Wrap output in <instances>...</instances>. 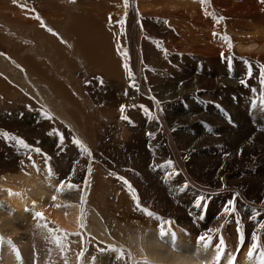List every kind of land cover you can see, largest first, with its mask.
I'll use <instances>...</instances> for the list:
<instances>
[{"label":"bare ground","instance_id":"1","mask_svg":"<svg viewBox=\"0 0 264 264\" xmlns=\"http://www.w3.org/2000/svg\"><path fill=\"white\" fill-rule=\"evenodd\" d=\"M91 1L89 8L78 2L71 8L63 2L41 10L48 21L54 19L61 41L43 28H33L35 37L28 47L19 43L20 47L9 48L0 37V124L11 134L29 133V139L34 137L48 150L51 139L45 135L56 132L54 118L60 132L63 122L69 132H63L65 136L69 140L74 136L91 152L88 156L74 146L82 154L74 167H83L81 183L76 184L79 188L72 190L68 168L31 172L26 171L30 164L24 167L26 160L21 156L10 154L9 161L0 157V264H27L32 258L34 264H65L47 229L37 227L33 215L37 211L44 213L50 228L81 233L65 241L70 247L68 264H81L76 254L82 249L83 264H143L145 260L149 264H195L189 263L191 259L210 264L215 249L204 248L199 241L209 229L214 230L213 245L222 237L226 254L235 252L245 264H259L256 255L264 251V229L259 227L264 223V167L253 168L252 173L246 167L255 162L264 165V104L260 103L264 97V3L129 0L126 8L124 0H111L110 5ZM117 18L123 23H115L117 29L110 33L107 25ZM74 61L88 64L96 75L88 85L82 76L74 86L66 75L73 74ZM125 63L139 91L129 86ZM90 103L97 110L92 116ZM121 105L127 106L123 113ZM11 117L26 120L10 122ZM103 118L111 122L109 129L104 130L109 124ZM83 126L91 128L92 141ZM160 128L163 132L180 130L175 137L161 136ZM187 131H194L195 138L187 136ZM167 149L177 157L166 155ZM179 152L187 154L185 159L179 158ZM168 160L174 167H162ZM94 164L101 169L93 180ZM102 169H114V173L106 179L107 171L103 174ZM118 177L129 181L141 207L155 217L137 210L132 192ZM115 182L123 191L117 206L116 193L107 199L109 189H119ZM200 196L205 200L198 208ZM231 200L236 211L224 214ZM165 221H171L165 225L167 234L178 233L174 250L165 246L164 235H160L159 226ZM253 233L259 237L260 248L249 258ZM108 246L123 248L125 259L117 258L118 253Z\"/></svg>","mask_w":264,"mask_h":264},{"label":"rangeland","instance_id":"2","mask_svg":"<svg viewBox=\"0 0 264 264\" xmlns=\"http://www.w3.org/2000/svg\"><path fill=\"white\" fill-rule=\"evenodd\" d=\"M98 3L99 2H104V3H108V5H110V2L109 1H111V0H96ZM41 2V3H40ZM45 2H46V4H45ZM64 2V4H66V3H68L67 5H69L71 8L72 7H74V5L73 4H75V3H79L82 7H84V8H89L90 7V4L92 3V1L91 0H41V1H39V0H0V37H2V39H3V41H5L4 43L9 47V48H15V46H18V47H20V45H21V43H22V45L23 44H25L24 46L25 47H28V46H30V44H32V39L35 37V30H37L38 28L40 29V28H43V30L44 31H46V32H50V31H48V29L50 28V29H52V33H56L55 35L56 36H58L57 38H55V37H53L51 34H49L51 37H53L54 39H56L57 41H59L60 39H61V33H59V31L56 29V25L53 23V21H54V19L52 20V21H48L47 20V18L44 16V15H46L45 14V12L44 11H41V10H44V7L45 6H52L53 4L54 5H57V4H60V3H63ZM82 2H84L83 4H81ZM112 2V1H111ZM38 3V4H37ZM42 3H44L43 5H42ZM51 3H53V4H51ZM87 6V7H85V5ZM6 5V6H5ZM73 5V6H72ZM89 5V6H88ZM43 8V9H42ZM40 10V11H39ZM77 11H79L78 9H77ZM127 12V11H126ZM43 14V15H42ZM39 17V19H37L36 17ZM43 16V17H42ZM122 16V15H121ZM121 18V17H120ZM113 19V18H112ZM116 21H113L114 23H111V24H108L107 25V29L109 30V32L111 33V32H113L114 30H116L117 29V27L115 26L116 24L115 23H118V21H119V19L117 18V19H115ZM118 20V21H117ZM58 22H59V20H58ZM14 23V24H13ZM37 23V24H36ZM12 25H13V28H14V30H13V28H12ZM7 26V27H6ZM109 27V28H108ZM33 28H34V31H33ZM55 28V29H54ZM113 28V29H112ZM15 29H17V30H15ZM112 29V30H111ZM26 30V31H25ZM31 32H30V31ZM11 31V32H10ZM15 31V32H14ZM19 31V32H18ZM21 33V38H20V34ZM22 35H24V37L22 36ZM7 37V38H6ZM23 38V40H21ZM26 38V39H25ZM32 38V39H31ZM60 38V39H59ZM6 39H8L9 41H7ZM11 39H14L13 40V42L14 41H16V43H11ZM28 39L30 40L29 42H28ZM7 41V42H6ZM61 41V40H60ZM18 43V44H17ZM19 43H20V45H19ZM60 43V42H59ZM9 44V45H8ZM12 44V45H11ZM15 44V45H14ZM21 45V46H22ZM28 45V46H27ZM46 47V48H45ZM43 46L42 48H44L45 50H48V51H50L49 50V48L47 47V46ZM41 48V49H42ZM75 62V64H73ZM74 62H72V64L73 65H75V70H74V72H73V74H69V73H66V75L67 76H69L70 78H71V83L75 86V80L77 79V80H79V78L81 79V77L83 76V77H85L84 78V85H86L88 82H90L96 75H92L93 73L92 72H90V69H89V66H88V64H85L84 62H79V63H77L76 61H74ZM79 65V66H76L77 64ZM86 65V66H85ZM178 65H176V67H177ZM73 67V66H72ZM87 67V68H86ZM87 70V71H86ZM87 72V73H86ZM88 72H89V74H88ZM91 75V76H90ZM73 76V77H72ZM89 79H90V81H89ZM74 81V82H73ZM88 85V84H87ZM98 87H100L101 86V84L98 82ZM87 93V94H86ZM85 94H83L85 97H87V95H88V92H86ZM26 96V95H25ZM26 98L28 99V100H30V98H29V96H26ZM91 104V103H90ZM90 106V105H89ZM39 107V106H38ZM39 108H42V106H40ZM21 111H24V112H26V113H28L27 112V110L26 109H20ZM26 110V111H25ZM94 112V113H93ZM97 112V110H96V108H94L93 107V105L91 104V106H90V109H89V113H91V114H89L90 116H92V113L93 114H95ZM88 114V113H87ZM8 116H10V115H8ZM22 116H25V113L22 115ZM18 118H21V117H19L18 116ZM33 118V120H34V122H35V117H32ZM52 118V117H51ZM157 120H156V119ZM99 119H100V115H99ZM25 120L26 119H22V120H20V119H17V120H15V119H12V117H11V120H10V122H25ZM32 119H28V121H33ZM53 121V123H52V125H54L55 124V127L53 128V129H55L56 130V132H51L50 134L47 132L46 133V135H45V137L46 138H50L51 139V141H49V143H47V144H49V149L48 150H45V149H43L39 144H37V141H36V139L33 137V140H31V139H29L30 137H29V133H25V132H21V134H20V132H18L17 134L16 133H10L9 132V130H7V128H5L3 125H1L0 124V157H4L5 156V158L6 157H8V158H6V160L5 161H9V159H10V154H13L14 155V157H16V158H19L20 156L21 157H23V158H25V160L27 161V163H28V165H27V163H26V161H25V163H24V167H28L29 166V164H30V166H29V168H24V167H22L21 169H24V170H26V171H34V172H41V173H43V172H45V173H52V172H63L64 170H65V168H68L67 170H70V175L72 176V182L74 183V184H79V183H81L80 181H79V174H80V169L83 167V165H81V166H79V167H74L75 166V164L77 163V161L79 160V159H81V157H82V154H81V152H79V151H74L75 149H74V146H76L77 144L75 143V141L74 140H77V139H75V137L74 136H72V135H70L71 136V138H72V140H69V137L68 136H65V134L63 133V132H65V133H69L68 132V130H67V127L65 126V123H61L62 125H61V127L63 128V132H60V130L58 129V128H60V123L58 124V122L53 118L52 119ZM154 120H155V125L157 126V127H160L159 126V121H158V116H154ZM101 121L102 122H105V123H108L109 124V126H106L105 127V129L104 130H106V129H109L110 128V124H111V122L108 120V119H101ZM97 125H98V123H97ZM59 126V127H58ZM99 126V125H98ZM3 128V129H2ZM64 128L66 129V130H64ZM88 129V130H87ZM161 129V128H160ZM172 130V131H171ZM171 130L170 129H166V131L167 132H163V130L161 129V131L159 132V134L161 135V136H166V134H170V135H172V137L174 136H176L175 135V132H177L178 130H180V128H171ZM85 131V132H84ZM87 131V132H86ZM8 133V134H10V135H12V136H16V137H19L20 139H23L29 146H30V148H37V146H38V148L41 150V152L40 153H37V152H35V151H33V152H31L29 149H25V150H27V151H23V150H20V149H24L23 147H21L17 142H15V141H10V139H7L6 137H4L3 135H2V133ZM58 132V133H57ZM59 132H60V134H59ZM83 132L85 133V135L86 136H88V139L90 140V141H92V138H94V137H92L93 135L91 134L92 132H91V128L89 127V126H83ZM91 132V133H90ZM24 133V134H23ZM57 133V134H56ZM62 133H63V135H62ZM26 134V135H25ZM59 134V135H58ZM89 134H91V135H89ZM192 134V135H191ZM193 134H194V136H193ZM61 135L63 136V139H62V142H61ZM186 135L187 136H189V137H193V138H195V132L194 131H187L186 132ZM104 136V135H103ZM3 137V138H2ZM54 137V139H52ZM90 137V138H89ZM6 138V139H5ZM73 138H74V140H73ZM68 139V140H67ZM88 140V141H89ZM95 141H97V139H94ZM39 141V140H38ZM36 142V143H35ZM74 142V143H73ZM14 143H17V144H14ZM14 144V145H13ZM18 145V146H17ZM8 146V147H7ZM169 146V143L168 144H166L165 145V148H167V147ZM12 148H13V150H12ZM14 148H15V150H14ZM19 148V149H18ZM8 149V150H7ZM18 149V150H17ZM206 149V148H205ZM204 149V150H205ZM19 150H20V152H19ZM29 150V151H28ZM170 149H167V153H166V155H168V156H170V157H177V155L176 154H174V153H170V151H169ZM12 151H14V153L12 152ZM23 151V152H22ZM15 152H16V154H15ZM26 152H31L30 154H28V155H26ZM69 152V153H68ZM23 155H22V154ZM212 152H210L209 154H211ZM19 155V156H18ZM180 157V159H185V157L187 156V154H182L181 152H179V154H178ZM208 155V154H207ZM29 156L31 157V159H29ZM43 156V157H42ZM39 158V159H38ZM37 161H36V160ZM12 160H14V158L12 159ZM48 160H49V163H48ZM41 162L42 164H40L39 162ZM38 162V163H37ZM43 162H45V163H43ZM100 162V161H99ZM46 163H48V164H46ZM38 164V167L37 166H35V165H37ZM55 165V166H53V165ZM59 164V165H58ZM245 164H247V163H245ZM255 164L256 165H254L253 167L251 166V165H249V166H247L246 167V169L247 170H250V173H252V172H254V169H255V171L257 170V168H258V166H259V168L258 169H261V168H263L264 167V165H262V164H259V163H257V162H255ZM33 165V166H32ZM262 165V166H261ZM96 166H97V168H96ZM257 166V167H256ZM39 169V170H37V168ZM57 167V168H56ZM46 168V169H45ZM51 168V169H50ZM99 168V166L98 165H96V164H94L93 165V169H94V174L92 175V179L94 180V178H96L95 176H97L98 175V173H97V169ZM251 168V169H250ZM254 168V169H253ZM34 169V170H33ZM96 169V170H95ZM99 169H101V168H99ZM98 169V170H99ZM43 170V171H42ZM77 170V171H76ZM101 172H103V174L104 173H106V171H107V174L105 175V178L106 179H109V176H111V175H113V173H114V169H110V170H100ZM97 174V175H96ZM108 174H109V176H108ZM78 175V176H77ZM78 179V180H77ZM118 184V185H117ZM120 183H118V182H115V185H116V187H120V185H119ZM114 190H117L116 192L114 191ZM121 192V188H119V189H109L108 191H107V196H110L109 198L107 197V199H112L111 198V196L113 197L115 194H113V193H116V195L115 196H117L116 198H113L114 200H115V202H114V204H115V206H117L118 205V203H119V201L120 200H122L121 199V196H119V193ZM131 192V191H130ZM123 193V191L120 193V195ZM113 194V195H112ZM118 196H119V198H118ZM133 195H131V198L133 199V197H132ZM124 199H125V197H124ZM139 199V198H138ZM117 200H118V202H117ZM134 200V199H133ZM29 206H30V204H29ZM118 258V257H117Z\"/></svg>","mask_w":264,"mask_h":264},{"label":"snow or ice","instance_id":"3","mask_svg":"<svg viewBox=\"0 0 264 264\" xmlns=\"http://www.w3.org/2000/svg\"><path fill=\"white\" fill-rule=\"evenodd\" d=\"M208 0H201V3H207ZM262 3H264V0H261ZM124 6L127 8L129 6V0H124ZM126 15V14H125ZM37 19H39V17L37 16L36 17ZM111 19V17L109 18ZM223 17H219L218 20H222ZM118 23H123L122 21H118ZM48 31H52V29H48ZM54 35L56 33H53ZM213 35H217L216 33H214ZM222 39H224L225 41H228L229 38L227 36H224L222 37ZM229 48L232 47L231 43L228 44ZM119 51V49H118ZM123 55L125 57L128 56V53L127 52H124ZM222 57L224 56L223 53H221ZM227 59V58H226ZM124 68L126 69V71H128V75L130 77V80H131V83H130V87L136 89L137 91H139V86L135 80V76L133 74V72L131 71L129 65L127 63L124 64ZM248 76L251 77L252 76V66L249 65L248 67ZM99 80V82L102 84L103 83V80L102 78H97ZM90 83V82H89ZM241 83L242 84H245L246 82L244 80H241ZM261 83L264 84V73H261ZM125 95H127V90H125ZM154 99V98H153ZM157 103H159L157 101ZM260 103L261 104H264V97L261 98L260 100ZM127 106L126 105H121L120 107V111L121 113L125 112ZM44 115L48 118V119H51V116L45 112ZM123 119H128L127 116H122ZM3 136H5L7 139H10L12 141H15L17 142L21 147H23L24 149H29L30 151H35L37 153H40L41 150L39 148H30V146L23 140V139H20L16 136H12L8 133H2ZM147 135L149 137H153L154 134L153 133H147ZM63 139V137L61 136V140ZM75 143L80 147L81 151L84 153V154H87L88 156H91V152L79 141V140H76ZM29 159H31V157L29 156ZM169 167V168H172L174 167L173 165V162L171 160H168L166 165H162V167ZM90 171V169H89ZM175 174H179L178 172L175 173ZM169 176L173 175L172 172H169L168 173ZM119 180H121L124 185H126L128 187V189L132 192V195H133V199L136 200V205H137V210H140L142 212H144L147 216L149 217H155V213H153L152 211L148 210L147 208H142L140 203H139V199L136 195V192H135V189L132 188L131 184L129 183L128 180H126L124 177H118ZM68 188L69 190H72V189H78L79 188V185H76V184H71L69 183L68 185ZM63 189V183L60 185V189L59 190H62ZM53 200L56 199V197L54 196L52 198ZM205 200V197L204 196H200L199 199L196 201V207L198 208H201L202 207V202ZM81 201H84V197L81 196ZM57 207H59V205H56ZM236 209H235V201L234 200H231L228 202V206H226L224 209H223V213L224 214H231L232 212H235ZM34 215V218L37 219L38 221V224H37V227H40V228H45L47 229L48 231V234H49V237L51 238V241L52 243L55 244V246L57 248H59L60 252L63 254L64 256V260H65V264H68V260H67V252L70 251V247L67 243H65V241L68 239V237L70 236H80L81 233L79 232H76V233H69L63 229H60V228H50L48 226V223H47V220H46V217L44 216V213L43 212H34L33 213ZM157 219H161L159 217H156ZM83 219V217H81V220ZM170 225L171 224V221H165L164 223H162L159 227H160V235L163 236V235H166L167 233L165 232V225ZM81 228L84 227V224L81 223L80 225ZM260 228L264 229V223H261L259 225ZM214 230L212 229H209L208 230V233L205 234V235H201L199 237V241L202 243V246L204 248H209V247H213L215 249V262L214 264H220L221 260L224 259L225 257V246H224V240L223 238L221 237L219 239V242L218 244L216 245H213L212 244V240H213V236L211 235V233L213 232ZM215 231H219L218 229L215 230ZM241 239H243V237H241ZM252 244L250 245L249 247V251L247 253L248 257L251 258L254 256V254L256 253V251L260 248V243H259V237L255 235V233H253L252 235ZM112 251H115L116 253H118V258L121 259V260H124L125 259V251L123 248H112L111 246H108ZM51 251V250H49ZM85 253H84V250L82 249L81 251H79L76 256H77V259L78 261L81 262V264H83V257H84ZM143 264H149V262L147 260H145L143 262ZM229 264H235V260L234 258H230L229 259ZM259 264H264V251H261L260 252V255H259Z\"/></svg>","mask_w":264,"mask_h":264}]
</instances>
